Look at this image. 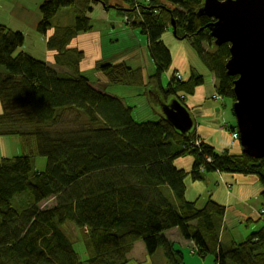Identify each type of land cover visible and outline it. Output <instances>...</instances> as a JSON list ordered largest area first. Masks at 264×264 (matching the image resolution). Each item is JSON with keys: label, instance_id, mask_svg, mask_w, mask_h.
Segmentation results:
<instances>
[{"label": "trees", "instance_id": "trees-1", "mask_svg": "<svg viewBox=\"0 0 264 264\" xmlns=\"http://www.w3.org/2000/svg\"><path fill=\"white\" fill-rule=\"evenodd\" d=\"M116 1L42 0L36 30L47 36V46L55 52L52 62L22 50L25 33L0 22V67H12L0 71V135L34 139L35 154L46 158L42 170L31 154L0 159V264L143 263L159 251L164 264H185L183 251L168 235L172 230L185 243L191 240L199 257L214 255V264H264V224L224 248L220 229L225 206L212 197L201 203V197L189 196V183L203 180L206 172H244L259 178L264 197V157L218 149L196 127L181 132L155 111L157 106H151L155 114L137 120L135 105L151 99L126 100L111 89L145 86L143 69L123 59L101 60L96 69L104 87L96 86L82 67L86 51L72 45L80 34L94 31L98 4L115 9L126 25L148 37L155 64L150 79L162 96L174 95L185 104L204 76L193 71L179 79L176 70L163 87L172 57L161 38L173 21L175 35L188 39L213 73L212 96L220 95L223 105L226 97L234 104L237 77L226 69L229 44L215 43L210 27L215 19L200 13L205 0ZM65 7H70L73 23L53 25ZM213 44L215 53L206 48ZM225 128L238 131L237 120ZM185 158L193 160L190 170L178 165ZM68 223L78 228L83 252L68 236ZM137 243L144 248L142 259L131 255Z\"/></svg>", "mask_w": 264, "mask_h": 264}, {"label": "rangeland", "instance_id": "rangeland-1", "mask_svg": "<svg viewBox=\"0 0 264 264\" xmlns=\"http://www.w3.org/2000/svg\"><path fill=\"white\" fill-rule=\"evenodd\" d=\"M41 1L42 0H0V22L3 24H7L10 27L15 28L17 30H21L25 33L26 39L24 45L21 48L22 50L44 61L52 62L54 61L55 52L48 48L47 36L43 35L42 33L36 30L39 20L41 19V14L39 11V4ZM97 7L99 8L98 13L96 9ZM103 9L104 6L98 4L95 7V10H93L92 20L95 26L94 31L80 34L74 39L72 43V45L79 46L86 51V55L82 65L83 70L85 73H87L91 81L93 83L95 82L96 84L95 83L94 84L99 87H104L103 84L98 83L99 78L100 79H104V78L99 76L101 75V73L99 70L96 69L97 63H99L101 60L113 62L123 59L125 60L128 66L132 68H142L143 70H145V68L141 67V61L144 63L146 60L148 64L152 63V65L154 66L153 59L150 53L147 52L148 50L147 46H144L142 44V41H139L137 38H135V31L132 30V26L127 27L126 25H123V18L117 15L116 13H114L115 11H113L114 18L119 22V24L115 28H112L113 25L107 23V21L111 19L109 13H107V11H102ZM73 18L74 16L72 11L70 10V7L61 8L53 19V25H57V24L69 25L73 23ZM172 27L170 28V31L173 34ZM52 32H53V28L50 29L49 34H52ZM107 33L109 34L108 36ZM144 35H142L141 32L138 33V36L141 39H143L145 44L146 38ZM174 38L177 39L179 42H182L181 47L183 48V56L190 59V61L191 60L195 61V63L191 66L196 68L193 71L201 73L205 78V82L209 83L211 81L213 73L205 68V65L203 64V60L195 55V51L193 50L192 47L191 50H193L194 53L192 51H190V53H187V48L184 47L183 44H187L188 39L179 38L175 34H174ZM206 48L207 50L214 53L216 51L215 44L206 45ZM175 55L177 56V53H175ZM213 58L216 59L215 55L213 56ZM8 67L9 66L7 64L2 63V66L0 67V71L3 72L5 71L4 69L6 68L12 69V67L9 68ZM202 67H204V69H202ZM172 74L173 73L169 74V77ZM162 79H163V87H166L168 85V79L166 76H164ZM116 89H114V91H118L119 93L121 92V88H116ZM156 97L157 99H162L161 98L162 96L157 93L155 94V97L151 96V98L155 100V104L158 103ZM211 99H213L214 101H218L219 103L221 102L220 98L216 99V97L214 96H212ZM174 100H176V98L173 95L169 98L161 100V102H159V104H157L156 106L171 105ZM224 100H228L229 102L228 110H227L228 116L235 118L232 111L233 106H231V104H233L232 100L228 97L224 98ZM133 103H136V101L135 102L133 101ZM202 105L204 106V104ZM0 106H2L1 102H0ZM135 106L136 108L133 112L139 115L136 116L137 120L144 121L146 118H148L151 115V113L155 114V111L151 106H145L143 105V103L137 104ZM219 112L224 114V111H219ZM161 115L165 117L162 107H161ZM235 123H236V118H235ZM233 133L234 132H231L232 140L230 142V146L232 148L235 147V145L237 144L236 143L237 139L233 138ZM35 148L36 145L34 139H30L28 142H23L18 135H13V136L6 134L0 135V159L4 156L12 157L23 153L31 154L32 161L35 164V167L39 170H42L45 168L46 158L36 155ZM226 174L242 176L243 181H245V178L251 179L252 176L253 178L257 177L252 173H244V172H229ZM221 179H223L226 183L225 186L227 190V196H228L227 198L231 199L235 197L236 194L238 195V193H236L233 190L234 188L233 184L228 183L229 181H227L224 177H221ZM203 181H205L207 186L209 187L208 191L213 190L216 186V181L214 179L213 172H206L204 174ZM50 182L53 186L57 185L54 179H51ZM236 183L247 186V188H249L250 185L249 181L238 182L237 180ZM228 193H230V195H228ZM206 195L209 196L207 192ZM199 197H202V194H200ZM241 199L244 200V198ZM16 201L18 202V199H16ZM261 203L262 205H264L263 196L261 197ZM19 206L22 207L21 205ZM225 211L227 212L226 206H225ZM227 219H228L227 214H225L222 221L223 224L221 225V229H220V236L222 237V245L224 248H228L231 246V244L234 242V241L231 242L232 238H234L236 241H242L244 238H246L247 235H249L253 231L258 230L259 227L262 226L264 223L263 220L261 219L259 222L246 221V220L241 222L239 220L237 221L234 220L232 221L233 224H231ZM226 223L228 224L226 225ZM68 224L72 225L71 227L69 226L66 227V232L68 236L71 238V240L75 241L74 246L77 249V251L83 252V249H81L82 243H80L82 238L78 228L72 223H68ZM168 235H170L169 237L172 236L171 238L176 241L177 249L183 251L185 264H214V255L211 254L205 258H201L198 255H196L193 252L194 245L191 242L185 243V240L180 236V233L177 230H172L171 232H168ZM159 250H162V248H160ZM131 255L140 258L143 257L144 248L140 245V243L136 244L135 249L132 251ZM164 263H165L164 254L162 251H159L154 255H148L147 259L144 260L143 263H139L138 260L132 259L129 264H164Z\"/></svg>", "mask_w": 264, "mask_h": 264}, {"label": "water", "instance_id": "water-1", "mask_svg": "<svg viewBox=\"0 0 264 264\" xmlns=\"http://www.w3.org/2000/svg\"><path fill=\"white\" fill-rule=\"evenodd\" d=\"M201 14L213 17L215 43L229 44L227 73L234 82L233 104L243 153L264 157V0H205ZM173 34L176 25L172 21ZM166 119L188 133L194 128L187 104L178 99L162 106Z\"/></svg>", "mask_w": 264, "mask_h": 264}, {"label": "crops", "instance_id": "crops-1", "mask_svg": "<svg viewBox=\"0 0 264 264\" xmlns=\"http://www.w3.org/2000/svg\"><path fill=\"white\" fill-rule=\"evenodd\" d=\"M118 1H122V0H117L116 2ZM96 9L98 13L99 8L97 7ZM102 11H107V13H109L111 19H109L107 23L112 24L113 25L112 28H115L119 24V22L114 18L113 11H115L114 13H116L119 16L120 13L117 12L115 9L105 10V7ZM123 25L126 24L124 23ZM126 26L131 27L128 25ZM132 30L135 31V38H137L139 41H142V44L144 46H147L148 37L145 35L146 43L144 44L143 39H141L138 36L139 33V31H137L138 28L132 26ZM161 39L166 44L168 49L171 51V57H172L170 68L167 70L168 73L166 71L164 75L168 79V84L170 83L169 74L173 73L176 70L182 73L184 79L188 78L191 75V72L194 69H196L195 67H191L195 63V61L192 60L190 61V59L183 56V48L181 47L182 42H179L177 39H175L170 30L167 31L162 36ZM183 45L184 47L187 48V53H190V51L193 52V50H191V45L189 42ZM175 53H177V56L175 55ZM154 66L152 65V63L148 64L146 60L144 63L141 61V67L145 68L143 72L145 75L146 85L142 87L121 88V92L123 91L122 96L126 100H142V99L147 100V97H149L151 99V103H147V104L143 103V105L156 106L157 104H159V102H161V100L165 99L162 96L157 83L154 80L150 79V76L155 71ZM202 69H204V67H202ZM161 81L163 83V79ZM213 81H214L213 76L210 81L211 83L205 82V78H204V83L200 86H197L193 94L188 95V97L185 99V103L191 110V113L195 121V127L200 137L204 138L207 142L211 143L218 149L228 148V150L231 153L241 154L242 147L240 141H236L237 144L235 145V147L232 148L230 146V142L232 140L231 130L225 128L226 125L229 126L236 125L235 118L229 117L227 114L228 105H229L228 100H226L225 105H223V103L221 102L219 103L218 101H214L213 99H211L212 94L215 91L214 85L212 83ZM116 88L118 87H114L111 89L112 93H116V92L119 93L118 91H114V89ZM156 93L162 96L161 97L162 99H157L156 97L158 102L157 104H155V100L151 98V96L155 97ZM202 104H204V106L206 107H204ZM161 107L162 106H157L155 108V111L158 112L159 114H161ZM219 111H224V114L220 113ZM0 112H1V106H0ZM192 163L193 160L189 158H185L182 160L180 159L178 161V165L186 170H190V168L192 167ZM213 173H214V179L216 181V186L213 190L208 191L209 187L207 186L206 182L203 180L191 181L189 183V192H190L189 196L194 198L202 194L201 199L203 201H201V203L206 201L210 197H212L214 200L218 201L219 203H222L227 207V212H226L228 218L227 220L231 224H233L232 221L234 220L236 221L239 220L241 222L245 220L246 221L257 220V218L260 216L258 211H260V209L264 206L261 203L262 185L259 178L258 177L253 178V176L251 179L245 178V181L250 182L249 188H247V186L236 183L237 180L238 182L239 181L245 182L243 181L242 176H235L232 174L217 173V172H213ZM221 177H224L227 181H229L228 183L233 184L234 187L233 190L236 193H238V195L241 198H244V200H242L237 194L235 195V197L231 199L227 198L228 196L225 186L226 183L223 179H221ZM206 192L207 194H209V196L206 195ZM228 195H230V193H228ZM227 224L228 223H226V225ZM232 241H236V240L232 238L231 242ZM189 242L192 243L191 240H189Z\"/></svg>", "mask_w": 264, "mask_h": 264}, {"label": "built area", "instance_id": "built-area-1", "mask_svg": "<svg viewBox=\"0 0 264 264\" xmlns=\"http://www.w3.org/2000/svg\"><path fill=\"white\" fill-rule=\"evenodd\" d=\"M175 75H176V77L179 78V79L182 78V75H181L180 72L175 73ZM218 96H220V95H218V94H214V97L219 98ZM233 138H234V139H237V141L240 139V133H239V131H235V132L233 133Z\"/></svg>", "mask_w": 264, "mask_h": 264}, {"label": "bare ground", "instance_id": "bare-ground-1", "mask_svg": "<svg viewBox=\"0 0 264 264\" xmlns=\"http://www.w3.org/2000/svg\"><path fill=\"white\" fill-rule=\"evenodd\" d=\"M258 213L260 214V216L255 221L259 222L262 219L264 222V206L260 209V211H258Z\"/></svg>", "mask_w": 264, "mask_h": 264}]
</instances>
